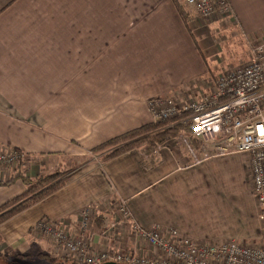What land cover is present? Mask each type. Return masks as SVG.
Segmentation results:
<instances>
[{
    "label": "crops",
    "instance_id": "crops-1",
    "mask_svg": "<svg viewBox=\"0 0 264 264\" xmlns=\"http://www.w3.org/2000/svg\"><path fill=\"white\" fill-rule=\"evenodd\" d=\"M225 1L232 15L218 24L230 37L247 49L264 42V0ZM197 20L184 23L173 0H0V150L17 149L30 164L0 168V181L17 170L29 178L69 171L63 187L0 224V264H52L38 255L56 258L32 228L45 219L76 236L83 213L101 223L92 244L110 250L149 252L132 225L174 228L196 242L261 238L243 155L194 162L175 138L148 148L152 154L145 147L108 159L90 152L156 122L150 100L179 105L210 92L202 94L211 52ZM236 185H244L242 208L252 214L240 233L229 227ZM24 190L20 180L0 187V205ZM120 203L128 222L117 221ZM115 221L117 236L102 234Z\"/></svg>",
    "mask_w": 264,
    "mask_h": 264
},
{
    "label": "built area",
    "instance_id": "built-area-1",
    "mask_svg": "<svg viewBox=\"0 0 264 264\" xmlns=\"http://www.w3.org/2000/svg\"><path fill=\"white\" fill-rule=\"evenodd\" d=\"M192 4L200 16L211 12L227 13L225 0H182ZM207 6L202 12V7ZM247 66L226 72L211 82L212 90L199 100L161 104L154 99L149 103L156 122L172 117L175 112L186 115L182 123L189 127L190 136L198 141L195 149L183 140L186 153L194 161L225 155H243L250 173L251 193L257 208L261 238L260 244H243L238 241L215 243L196 242L184 237L174 228L153 226L150 229L132 225V236L148 247L149 252L137 249L95 250L87 226L90 218L83 213L78 224L80 239L47 220L36 223V229L78 264H264V42L253 47ZM19 154L13 149L0 153V168L12 162ZM117 217L128 222L124 205H118ZM117 223L106 224L102 232L107 237L117 236ZM77 234V235H78ZM124 235V234H123Z\"/></svg>",
    "mask_w": 264,
    "mask_h": 264
},
{
    "label": "rangeland",
    "instance_id": "rangeland-1",
    "mask_svg": "<svg viewBox=\"0 0 264 264\" xmlns=\"http://www.w3.org/2000/svg\"><path fill=\"white\" fill-rule=\"evenodd\" d=\"M181 3H182V0H181ZM201 3H202V1L198 0L196 2V6L198 4H201ZM187 7H188V11L190 13L186 12L183 9L184 7L181 5V10L184 13L183 16L184 17L186 16L188 18L192 17L193 19H194V17L198 18V20L196 21L197 22L196 25H197V27L199 29L201 28L200 31H199V36H201V37L203 36L204 37L203 41H209V45H208V47H206L207 48L206 52H208V53L211 52V54H209V56H208V58L210 57V59L206 60V62H207L208 68H209V71L207 72V77L209 78L208 80H210V81H209V83H206V85H208V86H206V88L208 90H202V92H203L202 94H207L209 91L212 90L211 82H213L216 79V77L221 76V74H223V73L233 72V71H235L238 68H242L244 66H247L250 63V61H251V57H252L251 56V52L253 50V47H255V46H253L250 49H247L246 43L243 42V39L241 37H238V36L237 37L236 36H231L230 37L231 33H229L228 30H225L226 27H222V25H223L222 23H219L221 21H228V18L232 15V13H231L232 11H231L230 6H229V11L227 13H225V14L214 11V12H211L212 14H208L207 16H200L199 15L200 13L197 11L196 7H194V5H192V4H188ZM200 7H202V12H204L206 10V8H207V6H200ZM214 16L218 17V18L214 19L213 18ZM209 19H211L212 23L208 24V22H206V21H208ZM218 23L222 24V25H219ZM205 24H208V26H205ZM185 25L187 27L188 23L185 24ZM202 27H211V28L210 29H208V28L207 29L206 28L202 29ZM187 28L189 29V26ZM233 31L234 30H232V32ZM188 32H190V31L188 30ZM210 36H211V38H210ZM212 38L214 40V43H217L216 46L211 45L210 42L212 41ZM194 98H198V96L195 95ZM195 100H197V99H189V101L186 102V104H189L190 101H195ZM151 101H153V100H150L148 103H150ZM165 103L166 102H164V101L161 102L162 105L165 104ZM181 105L182 104H179L180 107H181ZM182 119H183V114L175 112V114L172 117L162 118V119L158 120V122H170L166 126V128H169V129H165V130H170V129L171 130H170L169 134L165 137V140H164L163 144H165V143L169 144L170 140H173L174 138L177 139V141H179L180 143L182 142V144H183V140H186V136H188V133H187L186 130H182L183 127L186 128V126L182 123ZM191 139L195 140L193 137H191ZM176 143H178V142H176ZM162 145L157 146L155 148V150L158 147L162 146ZM138 147H141V149L143 150V147H146L148 149V148H150V145L146 144V142H143V143H139V144L135 145L133 148H138ZM196 147L200 148V145L197 143ZM5 148L7 150L10 149V147L9 148L5 147ZM6 149H1L0 153L3 152ZM15 150H17V149H15ZM111 150L112 149H110L109 151H111ZM18 154H19V156L16 157L12 162H10L6 166H4V165L1 166V168L2 169H6V168H9V167H12L14 169L15 168L17 169L20 165H23L24 168L26 169V166L30 165L29 162H27L25 160V158L22 159L20 157V151H18ZM104 154H105V152H104ZM225 156H228V155H225ZM247 169H248V167H247ZM247 171L249 172V169ZM23 172H24L23 170H17L16 171V173H21V174L24 175ZM26 172H28V170H26ZM68 173H69V171H61V170L57 171L56 170V171H54L52 173H49V174H59L58 175L59 178L62 175L63 176L61 178H65V177H68ZM49 174H47V175H49ZM25 175H26V177H28L27 174H25ZM45 175L44 174L43 175L40 174V175H37L35 177H41V176H45ZM35 177H32L30 179H34ZM243 189H244V185L238 186V187L236 185L234 190H233V192L231 193V197H232L231 203L235 207V210L233 211V213L231 215L232 216L231 217L232 218L231 219L232 220V224H230L229 227L231 228V231L233 233L242 232L243 223L244 224H249V222H250L249 221V218H250L249 214L252 217L251 212L247 213V211H244L243 208H242V199L244 197L243 196L244 195ZM250 191H251V186H250L249 192ZM256 204H255V210H256L255 211V216H256V219L258 220V218H257L258 211H257V208H256ZM95 219H96V217H92L91 220H90V225L87 226L88 230L90 231V232H87L88 234L93 235L94 232H97V231H99L101 229L100 228V224L101 223L100 222H99V224L97 222L94 223ZM253 221H254V219H253ZM258 222H257V227L259 225ZM259 227H261V225H259ZM32 230L34 231L33 232L34 235L39 237L38 239L42 240L44 242V244L47 245L50 248L51 253L53 254V256H56L55 259H58V260L63 259L64 261H67V262L70 261L71 264H78L74 260H71V258L67 255V253L65 251L59 250L49 240V238L44 237L40 232H38V229H36V225L32 228ZM81 234H82V231H81L80 234L76 235V239L77 238L80 239ZM240 239H239V241H240ZM253 243H256V245H257V244H260L261 241H259V239H258L256 242H252V243H248V244H253ZM142 244L145 247H147L146 244H144V243H142ZM93 246H94L95 250L103 248L102 245L94 244ZM125 249H127V248H125ZM20 264H50V263H46L43 260H34L33 261V259H30V261H25V262L20 263ZM55 264H58V263H55Z\"/></svg>",
    "mask_w": 264,
    "mask_h": 264
},
{
    "label": "trees",
    "instance_id": "trees-1",
    "mask_svg": "<svg viewBox=\"0 0 264 264\" xmlns=\"http://www.w3.org/2000/svg\"><path fill=\"white\" fill-rule=\"evenodd\" d=\"M173 2L182 21H187L188 17L183 16L184 13L181 10L182 3L180 2V0H173ZM185 115L186 113L183 114V117ZM169 123L170 122H151L148 124H144L138 128L129 130L123 134L115 136L93 147L90 152L94 154L105 152L103 159H108L118 156L126 150H129L135 145L143 142H146V144L150 145V150H154V148L164 143L165 137L169 134L171 130H165L169 129L166 128ZM185 126L186 128L183 127L182 130H186L189 137V127L187 125ZM110 149L112 150L109 151ZM144 150L147 151L146 154H152L148 153V149L146 147L144 148ZM58 175L59 174H49L30 179L21 173H14L8 180L0 181V187H3L13 184L16 180H20L25 188L22 194L0 205V224L4 223L16 214L26 210L32 204L50 196L51 194L59 190L61 187H63L67 177L61 178L63 176L62 175L59 178ZM38 255L42 259H47L49 262H52V264L57 261L56 259H52L50 255L47 254Z\"/></svg>",
    "mask_w": 264,
    "mask_h": 264
},
{
    "label": "water",
    "instance_id": "water-1",
    "mask_svg": "<svg viewBox=\"0 0 264 264\" xmlns=\"http://www.w3.org/2000/svg\"><path fill=\"white\" fill-rule=\"evenodd\" d=\"M107 264H111V263H107Z\"/></svg>",
    "mask_w": 264,
    "mask_h": 264
},
{
    "label": "bare ground",
    "instance_id": "bare-ground-1",
    "mask_svg": "<svg viewBox=\"0 0 264 264\" xmlns=\"http://www.w3.org/2000/svg\"><path fill=\"white\" fill-rule=\"evenodd\" d=\"M194 241V240H193Z\"/></svg>",
    "mask_w": 264,
    "mask_h": 264
}]
</instances>
